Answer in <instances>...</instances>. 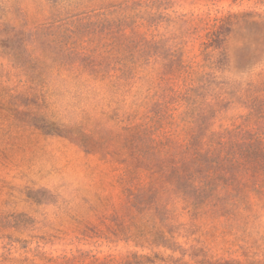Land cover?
<instances>
[{
    "label": "rangeland",
    "instance_id": "374dc122",
    "mask_svg": "<svg viewBox=\"0 0 264 264\" xmlns=\"http://www.w3.org/2000/svg\"><path fill=\"white\" fill-rule=\"evenodd\" d=\"M230 15L223 77L244 93L264 72V0H0V264H264L259 207L245 223L180 210L173 249L120 231L124 119L157 90L164 55L209 72L208 34ZM119 70L135 77L117 84ZM244 113L234 103L214 129Z\"/></svg>",
    "mask_w": 264,
    "mask_h": 264
},
{
    "label": "trees",
    "instance_id": "16d2710c",
    "mask_svg": "<svg viewBox=\"0 0 264 264\" xmlns=\"http://www.w3.org/2000/svg\"><path fill=\"white\" fill-rule=\"evenodd\" d=\"M235 17L220 20L208 34L205 49H220L216 57L205 53L203 67L209 72L193 79L180 58L164 55L157 90L150 95L147 88L124 119L126 155L117 162L122 166L119 184L130 224L123 227L121 223V232L173 249L181 226L175 225L180 210L194 221L209 216L243 223L258 207L264 210V72L256 82L247 83L244 93L240 84L228 91V79L223 77L224 29L235 24ZM119 72L117 84L127 85L135 77L132 70ZM181 76L184 90H175L174 81ZM234 103L245 110L239 124L215 130L220 112ZM140 109L144 110L141 118ZM135 120L141 122L134 124ZM173 125L183 133L180 142L170 131H163ZM123 264L142 262L132 254Z\"/></svg>",
    "mask_w": 264,
    "mask_h": 264
}]
</instances>
